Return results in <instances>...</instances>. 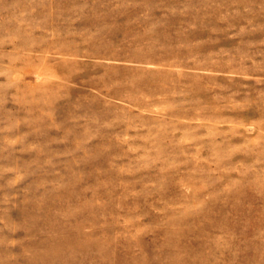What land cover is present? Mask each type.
Here are the masks:
<instances>
[{"label":"rangeland","instance_id":"rangeland-1","mask_svg":"<svg viewBox=\"0 0 264 264\" xmlns=\"http://www.w3.org/2000/svg\"><path fill=\"white\" fill-rule=\"evenodd\" d=\"M0 264H264V0H0Z\"/></svg>","mask_w":264,"mask_h":264}]
</instances>
